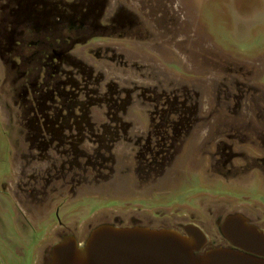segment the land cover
Returning <instances> with one entry per match:
<instances>
[{
	"label": "rangeland",
	"instance_id": "rangeland-1",
	"mask_svg": "<svg viewBox=\"0 0 264 264\" xmlns=\"http://www.w3.org/2000/svg\"><path fill=\"white\" fill-rule=\"evenodd\" d=\"M104 1L109 3L104 10L116 6V0ZM124 1L146 20L147 39L142 29L132 36L110 35L102 43H86L85 52H71L55 63L72 96L64 101L66 106L73 103L67 111L73 115L68 129L81 130L83 140L76 146L86 152L85 168L80 162V169L71 168L68 178L75 180L64 188L70 197L65 205L68 211L64 217L60 214L65 221L63 234L83 241L98 224L125 226L130 218L154 228L194 221L216 234V220L233 212L264 227V213L257 205L259 196L264 198V0ZM148 4L156 10L163 7L165 23L175 22L176 32L165 25L167 31L161 33L158 24H151ZM171 11L175 15L170 18ZM128 25L124 29L132 33ZM111 50H117L116 57ZM160 76L164 82L172 80L161 86L167 114H194V207L186 200L176 207L174 203L142 205L145 198L157 201V194L159 201L170 198L185 180L189 183L188 175L181 173L182 157L174 149L165 150L166 165H154L148 177L132 144H119L121 149L117 145L116 153L102 138L114 132L112 117L116 122L120 116L125 123L129 120L132 129L119 122V130L134 134L143 129L145 118L127 105L130 100H105L108 94L149 89L154 91L151 96H159L154 82ZM171 100H176L173 106ZM18 105L24 106L21 113ZM44 107L36 100H0V264H39L47 240L58 237L48 239L45 223H36L29 197L18 191L13 166L6 162L10 158L6 146L15 143L17 128L26 132L35 112L48 113ZM192 144L183 149L191 151L187 147ZM258 176L263 180L254 182ZM190 188L182 185L181 195L187 198ZM49 220L53 225L48 229L54 233L59 228L53 213Z\"/></svg>",
	"mask_w": 264,
	"mask_h": 264
},
{
	"label": "flooded vegetation",
	"instance_id": "flooded-vegetation-1",
	"mask_svg": "<svg viewBox=\"0 0 264 264\" xmlns=\"http://www.w3.org/2000/svg\"><path fill=\"white\" fill-rule=\"evenodd\" d=\"M115 3L114 8L104 10L109 4L104 0H0V100H36L46 105L47 107L43 110L48 111V113H44L43 110V113L35 112L34 117L29 121V128L25 129L26 132L17 128V134L13 135L16 138L15 143L6 146L10 157L6 162H11L13 166L18 191L21 190L26 197H29L28 202L34 212L36 223L40 221L45 223L43 231H48V239L55 235L60 237L65 232L63 230L65 221L63 218L61 220L60 214L62 213L64 217L65 211H68L65 205L70 195L64 191V188L69 182L75 180V178H68L72 173L71 168L80 169L79 162L85 168L82 160L86 158L85 150L76 146V143L83 140V138L80 139L81 130L68 129L72 124L73 115L67 111H70L73 103L66 106L64 101L70 100L72 96L68 92V82L55 63L58 58L68 56L71 52H85V44L90 41L102 43L110 35L113 37L115 35L132 36L134 33L139 34L142 30L147 32L145 39L150 34L146 20L143 21V18L137 15L140 14L139 11L129 8L124 0L121 2L116 0ZM147 8L149 22L158 24L161 33L167 31L165 25L167 29L172 28L170 32H176L175 22L171 23L169 19L170 23L168 25L165 23V12H161L163 7L156 10V6L148 4ZM173 15H175L174 11H171L170 18ZM125 23L130 24L128 25L130 30L134 29L132 33L124 29ZM103 30L104 32L100 34L99 31ZM95 50L88 49L93 52H96ZM112 52V57H116L117 50ZM168 58L175 61L173 55H169ZM135 68H138V64ZM175 71H178V67ZM183 72L181 68L180 74L183 75ZM163 75L166 79V74ZM156 77L159 78V76ZM160 79L162 81L154 82L159 96H151L154 91H149V89H142L141 93L139 90H129L123 93L118 90L108 94L105 100H130L127 105L134 107L135 113L145 118L141 119L143 129L139 134H134L129 130L128 134L127 131L119 130V122L121 125L125 123L122 116L119 117L121 121L117 122L116 118L112 117L110 120H113L112 127L115 126V130L112 128L111 131L114 132L103 134L102 138L106 139L105 142L109 144L110 149L108 150L116 153H118L117 145L132 144L133 154L143 162L146 172L148 171V177L149 169L154 165H166L163 164L165 150L170 147L174 149L175 153L182 157L181 173L188 175L189 183L185 180L182 184L191 186L187 195L188 199L181 195V185L178 190L172 191L170 198H163L159 201L157 194L156 198L154 197L157 201L145 198L142 200V205L160 207V205L174 203L173 206L176 207L180 206L178 203L186 200L191 201V207H194V114H167V104L161 86H164V83L169 85L172 80L164 82L162 76ZM175 103L176 100L169 102L171 106ZM18 108L21 113L24 106L22 108L18 105ZM171 115L175 118L171 119ZM127 121L128 123L124 126L132 129L129 120L126 119ZM76 132H79V135ZM136 137L140 138L136 140ZM70 141H74L75 144H70ZM190 141L193 144L187 148L191 151L183 149ZM70 158H73V165H71ZM167 164L172 165L171 162ZM261 180L263 179L258 176L254 182ZM149 185L150 180L147 181V186ZM177 191L179 193L174 197L173 193ZM259 198L261 200L257 205L261 206L259 209L264 213V198L262 196ZM189 212L194 213V209ZM52 213L57 221L55 222L56 227L59 228L57 233L49 231L53 225L49 220ZM261 217L264 218V216ZM246 218L248 224L264 229L250 218ZM188 223L196 224L194 221H189L173 226L171 229L184 233L183 226ZM133 225L140 224L134 218H130V223L125 226ZM147 227L154 228L148 225ZM160 228L163 227L155 229ZM205 233L208 238L207 242L200 251L196 252L197 254L213 247L242 251L224 239L218 230L216 234H209L206 231ZM58 237L52 241L47 240L44 251L40 254L39 264H47L51 245L59 239Z\"/></svg>",
	"mask_w": 264,
	"mask_h": 264
},
{
	"label": "water",
	"instance_id": "water-1",
	"mask_svg": "<svg viewBox=\"0 0 264 264\" xmlns=\"http://www.w3.org/2000/svg\"><path fill=\"white\" fill-rule=\"evenodd\" d=\"M246 220L238 212L216 220L218 233L242 251L213 247L197 254L208 238L193 223L183 226L184 233L101 223L83 241L61 235L51 245L47 264H264V229Z\"/></svg>",
	"mask_w": 264,
	"mask_h": 264
}]
</instances>
